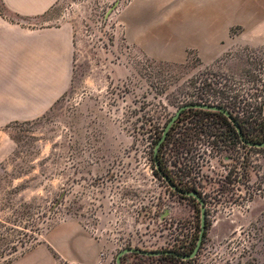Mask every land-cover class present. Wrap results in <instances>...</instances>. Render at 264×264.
<instances>
[{
  "label": "rangeland",
  "instance_id": "1",
  "mask_svg": "<svg viewBox=\"0 0 264 264\" xmlns=\"http://www.w3.org/2000/svg\"><path fill=\"white\" fill-rule=\"evenodd\" d=\"M135 1L58 0L48 17L50 26L74 28L73 84L47 115L14 125L5 136L10 148L0 161V264L69 221L101 242L99 264H116L125 249L170 248L175 238L191 235L193 222L194 248L200 205L170 193L155 175L159 138L183 104L205 93L207 78L237 84L214 94L230 101L237 91L239 121L252 136L264 125V44L249 37L245 23L231 26L223 52L210 61L194 50L183 62L158 60L126 39ZM206 5L208 0H139V33L149 26L165 32L169 10L182 25ZM167 153H160L162 165ZM251 153L254 172L245 170L244 178L250 187L241 185L239 197L228 195L219 179L203 186L212 196L196 258L182 263L127 254L122 264H264V149Z\"/></svg>",
  "mask_w": 264,
  "mask_h": 264
},
{
  "label": "crops",
  "instance_id": "2",
  "mask_svg": "<svg viewBox=\"0 0 264 264\" xmlns=\"http://www.w3.org/2000/svg\"><path fill=\"white\" fill-rule=\"evenodd\" d=\"M224 1L208 0L202 11L197 14L191 11L182 25L169 10L168 23L162 24L165 32H152L154 27L149 26L139 33V0H136L127 13L132 28L126 39L147 57L169 62H183L191 50L197 51L203 61L212 60L223 52L229 29L239 22L246 24L250 38L264 44V0H246L242 6L245 0H226L227 4ZM0 3L10 15L22 18L19 23L12 22L0 14L1 161L5 150L10 148L5 140L8 131L16 124L47 115L71 89L75 31L70 24H47L58 0H0ZM101 246L79 223L69 221L56 226L39 244L6 264H99Z\"/></svg>",
  "mask_w": 264,
  "mask_h": 264
},
{
  "label": "built area",
  "instance_id": "3",
  "mask_svg": "<svg viewBox=\"0 0 264 264\" xmlns=\"http://www.w3.org/2000/svg\"><path fill=\"white\" fill-rule=\"evenodd\" d=\"M204 83L203 90L205 93L201 96H198L188 104L195 103L205 107L223 106L227 109V111L240 120V102L237 97V91H235V93L231 92L230 101H228L226 96L221 95L218 91L217 94L219 95L214 94V91L216 92V90H222L219 89V86L223 87L229 84L231 85L232 89H236L237 84H235L233 80L220 83V81L210 78L205 79ZM211 85L216 87L211 88ZM223 90L225 89L223 88ZM209 91L211 93H209ZM240 101H242V99ZM247 102H251V99H248ZM228 136L229 138H227ZM189 138V145L187 147L181 148L180 151L167 148V159L163 164L165 169L164 171L172 179L175 185L182 191L188 193H197L204 200L205 210H207V212L210 205L207 196L208 194L211 195V193L207 191L205 187L203 188V186L208 185V182L212 179H219L224 185L225 189L228 187V190L225 192L232 198L239 197V188L241 185L244 183L249 185V182L244 180L246 175L245 170L251 174L254 172L256 160L254 154L251 152H253L256 148L245 145L240 138L233 139L231 133H228L226 127L222 124H219L214 130H210L207 127H201L200 129L196 128L192 131ZM225 138H227L228 141H226ZM241 150L246 152L241 153ZM154 173L158 178H161V176L157 173L156 164ZM167 188L170 190V193H173L177 197H184L171 190L169 186ZM221 194L225 193L222 192ZM235 201H237V199H235ZM164 217L167 218L166 215ZM194 226V222L188 225V228L191 230V235H186V238L182 239V241L175 238V242L172 243L173 245L170 248L162 249V251L174 252L175 250H180L183 247L189 249V246L192 245L196 237V229ZM178 245L181 246L178 248ZM176 254L186 255L182 253ZM171 256L172 255H164L161 257ZM178 260L186 263L188 261H192L193 259L188 261H183L181 259Z\"/></svg>",
  "mask_w": 264,
  "mask_h": 264
},
{
  "label": "flooded vegetation",
  "instance_id": "4",
  "mask_svg": "<svg viewBox=\"0 0 264 264\" xmlns=\"http://www.w3.org/2000/svg\"><path fill=\"white\" fill-rule=\"evenodd\" d=\"M196 105H198V104L186 103V104H183L182 107H180L175 112L172 119L176 116L177 112L180 109H182L184 107H188L187 109L181 111L180 115L175 120L174 124L172 125V127H171V129L167 135V138L165 139V141L162 143V145L160 147L158 155L161 153V151L163 149L171 148V149L180 151L181 148L187 147L190 143L189 136H191L192 131L195 130L196 128L200 129L201 127H207L210 130H214L215 128L218 127L219 124H222L226 127L227 132L231 133V136L233 139L234 138L235 139L240 138L237 130L235 129L233 124L229 121V119L225 115H223L222 113L216 112V111L193 108V106H196ZM208 107H213V106H208ZM216 107L223 108V109L227 110L223 106H216ZM231 116L233 118H235L238 122H240L239 119L237 117H235L233 114H231ZM162 136H163V134H162ZM162 136L159 138L158 143L160 142ZM227 138H229V136ZM227 138H225L226 141H228ZM158 158H159V156H158ZM154 161H155V152H154ZM181 199H187V200L191 201L193 204L195 203V204L200 205V203L198 202V200L196 198L184 196V197H181ZM200 230H201V220H200ZM206 231H207V229H206ZM199 238H200V234H199V237L197 239V243H196L194 248L191 246H189V249L183 247L182 249H180V250L177 249L174 252L182 253V254H186V255H191L194 252V250L198 244ZM204 238H205V236H204ZM202 244H203V242H202ZM200 249H201V247H200ZM200 249H199V251H200ZM199 251H198V253H199ZM198 253H197V255H198ZM197 255H196V257H197ZM171 257L176 258L175 256H171Z\"/></svg>",
  "mask_w": 264,
  "mask_h": 264
},
{
  "label": "water",
  "instance_id": "5",
  "mask_svg": "<svg viewBox=\"0 0 264 264\" xmlns=\"http://www.w3.org/2000/svg\"><path fill=\"white\" fill-rule=\"evenodd\" d=\"M192 107V106H191ZM188 107H184L182 109H180L176 116L168 123L163 136L160 140V142L157 144L156 148H155V164H156V169L158 174L161 176V178L168 184V186L170 187L171 190L175 191L176 193H178L179 195L182 196H187V197H192V198H196L198 200V202L200 203V212H201V230H200V238L198 241V244L194 250V252L191 255H180V254H176L174 252L171 251H153V252H149V251H142L139 249H125L123 250L117 257L116 260V264H122V260L123 257L127 254H138L141 256H146V257H161V256H175L178 259H181L183 261H188L191 259H194L202 245L205 233H206V229H207V215H206V210H205V202L203 201V199L195 192L192 193H188L185 191L180 190L175 183L172 181V179L165 173V171L161 168L160 162H159V158H158V152L160 150V147L162 145V143L165 141V139L167 138V135L172 127V125L174 124L175 120L177 119V117L180 115L181 111L187 109ZM193 108H197V109H206V110H211V111H216L219 113H222L223 115H225L229 121L233 124V126L235 127V129L238 132V135L241 139V141L252 148H256V149H264V141L261 143H255V142H250L245 138V135L242 131V127H241V123L238 122L235 118H233L231 116V114L223 109V108H219V107H205V106H193Z\"/></svg>",
  "mask_w": 264,
  "mask_h": 264
},
{
  "label": "trees",
  "instance_id": "6",
  "mask_svg": "<svg viewBox=\"0 0 264 264\" xmlns=\"http://www.w3.org/2000/svg\"><path fill=\"white\" fill-rule=\"evenodd\" d=\"M0 14L2 16H4L5 18L11 20L12 22H18L19 23L22 20V18L18 15L17 16L10 15L7 12L6 8L1 3H0ZM241 127H242V131L245 135V138L248 141L255 142V143H261L264 141V125L263 124L259 127L260 128L259 133L257 135L255 134L254 136H252L251 131L247 130L244 125L243 126L241 125ZM158 156H159V161H161V165H162V159H160V154ZM162 168H163V170H165L163 165H162ZM163 258H170V259L182 262V261H180L174 257H163ZM182 263H184V262H182Z\"/></svg>",
  "mask_w": 264,
  "mask_h": 264
}]
</instances>
